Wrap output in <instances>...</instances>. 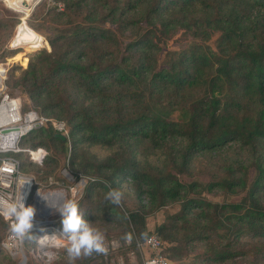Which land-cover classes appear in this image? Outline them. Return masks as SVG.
<instances>
[{
    "label": "trees",
    "instance_id": "1",
    "mask_svg": "<svg viewBox=\"0 0 264 264\" xmlns=\"http://www.w3.org/2000/svg\"><path fill=\"white\" fill-rule=\"evenodd\" d=\"M26 23L49 51H35L11 86L38 115L62 121L67 137L45 124L19 147L50 149L44 162L62 155L86 179L76 201L84 219L116 224L122 244L132 237L128 250L156 235L170 264H264V0H39ZM176 35L180 48L159 58ZM83 144L109 152L85 157ZM14 156L28 174L35 163ZM198 157L214 170L206 181H182ZM112 189L120 206L105 199ZM0 264L17 262L0 247Z\"/></svg>",
    "mask_w": 264,
    "mask_h": 264
},
{
    "label": "rangeland",
    "instance_id": "2",
    "mask_svg": "<svg viewBox=\"0 0 264 264\" xmlns=\"http://www.w3.org/2000/svg\"><path fill=\"white\" fill-rule=\"evenodd\" d=\"M32 9L26 12V15L23 13L24 14L23 15L22 12H20V10L11 7L4 0H0V21L2 20L4 23H6L3 27H0V62H8L9 65L8 79L6 82L7 86L9 87V92L11 94L19 95L21 97L22 105L24 104L25 106H27V109H32L35 111L36 108L34 102L28 99L24 93H21L17 85L11 86L14 84V82L17 81V77L19 76L20 70L26 68L29 58L33 55L35 51L41 48H44L45 50L49 51V47L46 41L44 40L42 34L30 29V27L26 23L27 16L32 11ZM21 17H24V22L28 26L29 32L33 35L32 37H30L29 35H24L25 40L23 39L21 33L19 32V25L22 23V22L19 23ZM216 36H217L216 33H212L209 41H207V43L210 46H212V43L216 38ZM175 37H177V35L168 41L166 47L159 54V58L162 57V54L165 50H174L180 48V44H178L174 40ZM14 38L16 44L14 43ZM26 40L33 43H29ZM7 51H13V53L11 55H8L6 54ZM23 57L25 58V61L23 60ZM24 145H28V143H25ZM80 147L82 148L81 150L82 155L89 158L99 159L105 156L109 152L107 148L101 145L83 144L80 145ZM42 149L45 151L46 155L47 154L49 155L51 153L50 149H46V148H42ZM235 157L236 155L231 154V151L228 152L227 155L228 160H233ZM141 160H143L142 156H141ZM146 160L155 162L157 160V154L149 155L148 157H146ZM210 162L213 161L212 160L208 161L206 157H198L194 159V163L190 167V175L188 176L182 175L179 176V178L182 181H186V182L192 180L206 181L209 172L214 170L213 165L210 167ZM44 169L49 170L50 172L49 175L43 178V176L41 175V171ZM29 171L30 172L28 174L31 175L34 181V185L30 191L27 205L33 207L40 214H46L45 218H43L41 215L40 216L35 215L37 221L38 220L44 221V219H46L47 221H49L48 223L49 227L52 226L55 229L57 228L56 230H58L61 233L62 228L59 225H56L60 223L62 220L60 213L57 211L58 207L56 205L48 206L46 204V205H41L42 207L40 206V208L38 205L37 208L35 206L34 194L36 192H39L40 194H45L47 192H55V193H61L63 195V200L72 199L74 201H77L81 196L82 189L86 179L83 177H75L74 175H72L67 168V159L62 155L57 156L56 165H48V163L46 162L42 164L37 163L30 166ZM169 209L173 211L174 209H176V205H173L172 208ZM162 218H163V212L161 210L153 212L151 215H149L146 218L147 229L152 230L153 226L161 222ZM3 222L5 223V221ZM89 222H91L94 227H96L97 229H99L104 233L106 238L105 246L108 248V253L106 255L98 254V259L92 261L90 264H100V263L143 264L145 257L149 255L148 252L143 251L138 247H136V251L132 249L129 250L126 249V246L128 245V240H124V244H122L121 241L114 235V232L117 230L116 224L114 223L106 224L100 221H89ZM45 224H41L43 226L40 227L43 228L44 230H48ZM6 229H7V225L2 230L0 227V236H1L0 243L4 238ZM30 232L31 234H33V231ZM3 250L11 258L15 259L17 264H26L25 253L28 255V258L33 259L34 261L39 262L40 264H46L47 261V258L43 257L41 253L35 249L34 244L28 247L27 244L22 243L20 249L17 252H12L11 254H9L5 249ZM47 251H52V253L53 251L54 252L57 251L58 254H55L56 258L63 252L64 253L66 252V257H68L66 247H59L56 249L47 248ZM118 251L119 253H117ZM22 257H24V260H22ZM124 257L126 258V260ZM55 259L52 260L51 263L55 261ZM171 264L174 263L171 262Z\"/></svg>",
    "mask_w": 264,
    "mask_h": 264
},
{
    "label": "built area",
    "instance_id": "3",
    "mask_svg": "<svg viewBox=\"0 0 264 264\" xmlns=\"http://www.w3.org/2000/svg\"><path fill=\"white\" fill-rule=\"evenodd\" d=\"M8 69V62H0V142L7 141V143L11 145V147L6 150H0V196H3L6 200L12 201L18 197L20 191V195L24 198V203L27 207L28 197L34 185V181L31 175H27L20 171L19 161L14 155L18 152H25L29 160L35 164H42L45 161L46 153L42 148H20L19 141L21 137L31 129L35 128V125L40 127L49 124L55 134H61L65 138L67 137V129L64 123L60 120L38 115L36 111L32 109H22L21 97L16 94H11L9 92V87L6 84L8 79ZM22 182H25V184L20 188ZM47 193L51 194V197L48 199L49 203H46L47 205H56L57 207L62 205L63 195L61 199H58L54 196L56 194L55 192ZM35 212H37L35 213L36 216L41 215L43 218L46 217V214H40L36 210ZM35 215L32 221L33 227L30 230L33 231V236L39 239L44 235H56L54 239L45 241L43 246L32 240L35 249L45 257L44 253L47 251V248L56 249L59 247H66L67 240L58 230H56L57 228L55 229L52 226L49 227V221L46 219H44V221H37ZM0 216L7 225L0 246L9 254L17 252L20 249L21 244H19L10 230V225L14 223L15 220L12 217L6 219L3 215ZM41 224H45L48 230L41 231V229H43L40 227L43 226ZM4 243H7L9 247H3L2 245ZM160 245V239L154 234L146 237L141 243L137 242V247L139 249L149 253V255L145 257L143 264H170L169 261L159 253ZM47 252L52 253V251ZM53 253L58 254L57 251H53Z\"/></svg>",
    "mask_w": 264,
    "mask_h": 264
},
{
    "label": "clouds",
    "instance_id": "4",
    "mask_svg": "<svg viewBox=\"0 0 264 264\" xmlns=\"http://www.w3.org/2000/svg\"><path fill=\"white\" fill-rule=\"evenodd\" d=\"M9 147L11 145L7 141L0 142V150H6ZM25 182L20 184V188ZM105 199L113 205L120 206L122 192L112 189L106 194ZM57 211L62 217V232L60 234L67 240L66 251L70 264H75L76 260L82 256L90 257L93 254L106 255L108 253V248L105 246L106 238L104 233L94 227L91 222L84 219L76 201L72 199L63 200L62 205L57 208ZM0 215H3L6 219L9 217L14 218L15 222L10 225V230L19 244L28 239L36 241L43 246L45 241L54 239L56 236L55 234L52 236L44 235L37 239L31 234L30 230L33 227L32 221L35 209L31 206H25L24 198L20 195V191L18 197L12 201L0 196ZM41 231H44V229H41ZM124 239L131 240L132 237L126 235ZM2 246L5 248L9 247L7 243H4ZM44 255L47 258L46 264H51V261L56 258L55 254L51 252L46 251Z\"/></svg>",
    "mask_w": 264,
    "mask_h": 264
},
{
    "label": "bare ground",
    "instance_id": "5",
    "mask_svg": "<svg viewBox=\"0 0 264 264\" xmlns=\"http://www.w3.org/2000/svg\"><path fill=\"white\" fill-rule=\"evenodd\" d=\"M5 2H7L11 7H14L18 10H20V12L24 13L26 15V12H27V9L26 8H23L19 3L18 1L19 0H4ZM22 22V23H21ZM20 25H19V32L21 33L23 39L25 40L24 38V35H29L30 37H32L33 35L29 32L28 30V26L25 24L24 22V17H21V21H20ZM27 41V40H26ZM29 42V41H27ZM14 43L16 44L15 42V38H14ZM29 43H33V42H29ZM27 44V43H26ZM56 198L58 199H61L62 198V194L61 193H56L54 195ZM51 197V194L49 193H45V194H40L39 192H36L34 194V201H35V205L36 207L39 205V208L41 205H46V203H49L48 202V199ZM49 206V205H48ZM42 207V206H41ZM46 207V206H45ZM49 208V207H48ZM46 209V208H45Z\"/></svg>",
    "mask_w": 264,
    "mask_h": 264
},
{
    "label": "water",
    "instance_id": "6",
    "mask_svg": "<svg viewBox=\"0 0 264 264\" xmlns=\"http://www.w3.org/2000/svg\"><path fill=\"white\" fill-rule=\"evenodd\" d=\"M39 0H19L18 3L23 7L27 9V12L33 8V6L38 2ZM35 128L39 127L38 125L34 126ZM57 138L60 140H64L65 137L61 134H55ZM22 260H24V257H22ZM23 262V261H22Z\"/></svg>",
    "mask_w": 264,
    "mask_h": 264
}]
</instances>
